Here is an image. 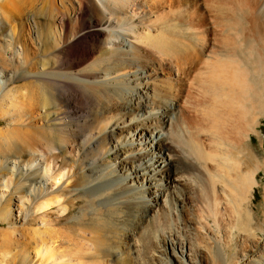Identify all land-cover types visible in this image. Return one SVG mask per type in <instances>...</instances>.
<instances>
[{
	"label": "bare ground",
	"instance_id": "obj_1",
	"mask_svg": "<svg viewBox=\"0 0 264 264\" xmlns=\"http://www.w3.org/2000/svg\"><path fill=\"white\" fill-rule=\"evenodd\" d=\"M78 1L81 6L89 3L88 0ZM97 1L117 22L128 20L126 15H119L125 12L117 6L124 0ZM134 1L144 13V25H151L156 30L186 25L188 39H182L183 45L176 53L172 51L174 59L171 69L175 78L167 73L165 81L156 82L154 87L150 73L134 63L138 59L137 44L127 41L119 31L108 34L112 55L113 51H119V55H116L128 60L114 63L109 58L102 60V65H97L98 79L88 80L83 71L74 75L45 72L46 62L39 58L36 66L42 74H39V81L34 83L41 97L34 104L38 107L35 119L40 122L38 133L46 150H37L34 147L37 137L25 131L24 152L44 157V154H52L53 151L59 153L63 148L62 141L59 144L55 142L60 126L49 123V114L44 112L48 103L45 93L47 80L59 79L56 83L59 89L67 93L60 91L66 100L74 97L75 88L71 83L89 84V87L90 84L94 85L97 96L104 103L100 119L102 129L97 137L99 140L103 136L109 138V148L105 154H112L117 164L118 173L109 181L116 186L119 205L126 210L123 222L134 217L136 223L130 221L129 228L124 230L122 238H118L115 245L108 243L99 247L81 235L78 252L64 258V262L51 254L45 246L43 233H40L37 238L39 250L35 251L34 247L33 256L41 259L47 256L54 264H85L84 255H90L93 249H97L98 256L94 257L102 260L99 264H111L109 257L120 256V249L124 245L134 264H200L204 256V262L208 264H226L215 239L206 237L209 233L206 225L211 220L216 228L224 224L225 228L230 226L237 235H243L245 246L237 264L250 257L254 259L252 256L260 253V242L254 240L256 234L253 235L252 230V234H244L251 218L243 208V201L247 191L255 185L253 180L259 166L250 155L247 140H250L257 118L264 117V0H201V7L194 0ZM162 8L172 10L170 14L174 16L170 18L173 21L166 14L160 15ZM58 12L55 0H0V113L8 123H12L24 106L32 109L33 102L31 97L27 102L23 93L6 87L13 74L11 76L2 65L7 62L4 52H11L15 66L21 67L24 60L22 46L12 45V41L5 37V26L15 21V14L31 21L37 31L36 50L41 52L40 45L44 42L45 33L38 24H45L41 19V22L33 20L35 17L53 20L55 16L58 17ZM101 20L89 16L82 21L83 33L79 35L84 42L98 40ZM130 31L135 35L133 39L140 41L144 48V45L156 48L158 45L164 52L165 48H169L165 40L163 42L159 36L150 35L145 28L132 27ZM9 32L13 37L12 30ZM162 51L157 54L160 60L163 59ZM26 94H29L28 91ZM183 108L190 113L188 117L182 116ZM98 139L91 140L87 145H94L101 152L104 147L98 145ZM36 162L39 161L32 158L29 167H35V172L42 171L50 181L63 175L57 166L54 173L49 166L45 167L47 164L39 167ZM14 165L15 161L12 167ZM83 174L89 177V169ZM187 185L196 188L199 193L197 203L201 216L197 217L196 223H183L180 216L185 205L183 200L186 199V204L193 206L188 200L189 195L193 197V192ZM5 188V181L0 182V202ZM21 200L22 197L17 196L11 205L5 202L0 207V213L9 216L11 224L18 221L22 214L20 212H23ZM143 223L146 225L143 226ZM198 229L205 230V238ZM121 264L126 262L122 261Z\"/></svg>",
	"mask_w": 264,
	"mask_h": 264
},
{
	"label": "rangeland",
	"instance_id": "obj_2",
	"mask_svg": "<svg viewBox=\"0 0 264 264\" xmlns=\"http://www.w3.org/2000/svg\"><path fill=\"white\" fill-rule=\"evenodd\" d=\"M59 1L55 0L56 6L63 14L58 12V17L56 18L55 16L53 20L50 18L44 19L43 17H35L33 20L37 22H41L42 20L45 24L40 26L38 24L40 30L43 27V32L46 37H44V42L40 45L41 52L40 50H36L38 48L36 29L33 28L31 21L20 18V14L14 15H17L14 18L15 21L6 25L5 31L3 32L5 37L12 41V45L22 46V58L24 60L21 67L15 66L10 56L11 52L9 50L4 52L3 55L7 62L2 65L11 76L13 74L12 79L7 82L6 87L16 89L17 93H23L22 95L25 96L24 98L27 102L29 97H31L33 107L29 109L28 106H24L26 109L24 107L19 109V114L13 119L12 123H8L5 117L2 116L3 114L0 113V182L3 181L4 183L5 181L6 185L0 207L2 208L6 203L11 205V202L13 203L17 196L22 197L21 202L23 206V212H20L22 214L14 224L10 223L9 216L5 213H0V264H49L50 261L47 256H43L42 259L40 257L35 258L32 253L34 247L35 251L39 250L37 238L39 239L40 233H43L46 243L45 246L50 249L51 254L57 256L64 262V258L78 252L77 247L81 243L82 236L85 235V238L90 239L99 247H103L108 243L115 245L118 238H122L124 230L129 228V224L132 223L130 221L136 223L134 217L123 222V218L126 217V210L120 206L116 186L109 181L114 177L113 175L118 173L117 164L112 154H105V151L109 148V138L103 136L99 140L97 137L102 129L100 119L102 116L101 109L104 103L103 99L97 96L94 85L92 86L90 84L91 86L89 87V84L83 83L75 85V83H71L75 88L74 97L66 100V98L60 95V91L63 94L67 93H65L64 89H59V84L56 83V80L59 79L47 80V90L45 93L48 103L45 106L44 112L49 114L47 118L49 123H53L57 127L60 126L58 127L60 129L59 132L57 130L55 142L59 144L62 141L63 148L59 150V153L53 151L52 154H44V157L39 154L30 155L24 152L26 142L25 131H29L31 135L33 134L35 138L37 137L34 142V147L37 150H42L40 148L45 147L38 133L40 122H37L35 119L38 113V107L34 104L36 101L38 102L41 95L34 81H39V74H42L36 66V61L39 58L45 60L47 65L44 69L45 72L51 71V73L74 75L75 72L83 71V74L88 77V80L98 79L97 65H102L100 63L102 60H108L109 58V61L112 63L128 60L126 57H124L126 59H121L117 56L116 53L118 55L120 53L118 50V52L113 51L112 55L108 34L112 33V31H119L127 41L132 44H137L138 51L136 53L138 59H135L137 61L134 63L138 68L146 69L145 71L150 73L151 81L155 87L156 82L165 81L167 73H171L170 76L175 78V74L173 73L172 75L171 69V62L174 59L173 52L179 50L185 38L188 39L189 32L185 30L186 25L184 26L183 24L181 26L178 24L177 28H175L176 26H173L174 28L170 27L168 30H164L163 28L156 30L151 25H144L142 22L144 13L141 7L136 5V1L134 0H124L117 5L125 12V14L119 15L121 17L126 15L127 17H125L128 18L124 22H117V19L112 14H109L105 8H102L97 0H88L91 5L86 3V6H81L78 0ZM194 2L201 7V0H194ZM170 11L162 8L161 11L159 10V13H161L160 15L163 13V16L166 14L165 16L169 19L174 16L172 13L170 14ZM89 16L97 19L102 18L99 25L101 36L93 43L89 41L84 42L81 39V34L79 35V33H83L82 21H85ZM172 19L170 21H173ZM161 20L163 21V18ZM132 27H137V29L145 28L146 31H149L150 35L159 36L158 38L163 42L165 40L168 43L167 46L169 45V48H165V52L167 51L166 49H169V52L167 51L165 53L162 51L164 49L160 50L158 45L157 48L151 45H144V48L140 45V41L133 39L135 35L130 31ZM9 29L12 30L13 37H11ZM165 31H169V33ZM170 32L173 36H170ZM159 34L162 35L160 36ZM163 34H167L168 36L166 35V37ZM159 51H162L163 59L161 60L157 57ZM130 61H133V59H130ZM27 91L29 94H26ZM183 93L185 94L186 92ZM25 99L24 103L27 104ZM186 109L183 108L184 112L182 111V116L188 117L190 113ZM92 138L98 139V145L104 147L101 152H98L94 145L88 147L87 144L93 140ZM247 146L250 155H252L259 166L256 178L253 180L255 185H252V189L247 191L248 194H246V199L243 201V208L251 218L244 234H252L251 232H253V235L256 234L252 236L254 240L256 239L260 242L258 245L260 253L252 256L254 259L250 257L242 262L240 261L238 264H264L263 116L257 118L255 129L250 134V140H247ZM44 150L46 149L44 148ZM31 157H35L39 161L36 162L39 164V167L47 164L45 167L49 166L51 172L55 173V167H59V171L63 175H58L53 179L54 181H50L47 177L43 176L42 171L35 172V167H29ZM51 157L54 158L52 159ZM13 161H15V165L12 167ZM87 169H89V177L86 178L83 171L86 173ZM52 182H55L53 186H51ZM97 185L99 187L101 186V188L92 187ZM186 187L191 188L192 190L190 189V192L192 191L195 194L193 195L191 192V196L193 197H190V195L188 197V200H191V205L193 206L188 205V203L186 204V199L183 200L185 205L180 212V216L183 223H194L197 217L201 216L200 211H198L199 193L195 190L196 188L190 187V185ZM137 211H140L139 208H137ZM133 215L139 216L136 213H133ZM202 222L204 221L202 220ZM212 222L209 220L206 225V230L209 232L207 236L204 229H198V231L202 233L204 238L206 236L215 239L217 246H220L219 249L221 255H223L222 258L226 264H237V261L241 258L240 253L243 252L242 250L245 246L243 245L245 242L243 241V235H237L233 229L231 230L230 226L225 228L224 224L216 228V224ZM142 225L144 226L146 223ZM13 229L15 232H13ZM82 231L84 232L82 233ZM192 232L194 231L192 230ZM5 237L7 240H5ZM121 248L120 256L118 254V256L112 255L109 257L111 264H121L122 261L126 262V264H134L130 258L131 255L126 251L124 245ZM93 250V253L90 254L93 257L88 254L84 255L83 261L85 264L101 263V259L94 257L98 256V250ZM113 252H115L114 249ZM205 259L206 257L204 256L200 264H208L206 261L204 262ZM216 264L222 263L217 262Z\"/></svg>",
	"mask_w": 264,
	"mask_h": 264
}]
</instances>
